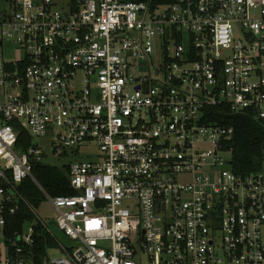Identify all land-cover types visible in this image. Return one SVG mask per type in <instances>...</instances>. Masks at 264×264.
Returning <instances> with one entry per match:
<instances>
[{
    "label": "built area",
    "instance_id": "2783aa9c",
    "mask_svg": "<svg viewBox=\"0 0 264 264\" xmlns=\"http://www.w3.org/2000/svg\"><path fill=\"white\" fill-rule=\"evenodd\" d=\"M7 39L21 57L6 58ZM217 107L264 124V0H8L0 264H264V144L262 169L235 173V128ZM35 136L63 156L97 146V159L62 165L74 193L35 177ZM29 178L39 205L21 190ZM46 200L72 245L39 217ZM22 207L33 219L15 228ZM39 227L55 240L45 253Z\"/></svg>",
    "mask_w": 264,
    "mask_h": 264
},
{
    "label": "trees",
    "instance_id": "16d2710c",
    "mask_svg": "<svg viewBox=\"0 0 264 264\" xmlns=\"http://www.w3.org/2000/svg\"><path fill=\"white\" fill-rule=\"evenodd\" d=\"M211 113L220 123L232 125L235 128L233 137L226 140L224 146L232 152L233 171L240 175L260 171L263 167L264 124L253 119L249 114L225 113L226 115L221 116L218 107L212 109ZM23 136L26 142L31 141V135L24 132ZM67 170V166H54L40 162L35 164L33 174L51 195H69L74 193V190L71 187ZM21 190L35 205H39L43 199L40 189L30 178L25 180ZM32 219L31 212L26 207H22L13 216V220L11 218V222L13 221L15 228H19L23 222ZM38 230L41 232L38 238L39 250L45 253V246L55 245V240L40 227Z\"/></svg>",
    "mask_w": 264,
    "mask_h": 264
},
{
    "label": "rangeland",
    "instance_id": "374dc122",
    "mask_svg": "<svg viewBox=\"0 0 264 264\" xmlns=\"http://www.w3.org/2000/svg\"><path fill=\"white\" fill-rule=\"evenodd\" d=\"M7 1L8 0H0V7L6 6ZM35 1L40 2L41 0H35ZM55 2L57 7L64 9L67 3L69 2V0H55ZM4 52L6 58L9 60L19 58L23 54V52L19 49L17 44L11 39L6 40ZM34 142H38L44 150L43 163L54 166H62L63 164H66L69 161L75 159H82V160L97 159L101 154V152L99 151L96 145L93 146L85 145L81 148H77L78 149L77 153H73V150L75 149L62 148L63 150H66L68 154L67 156H63L52 152L51 143L48 141L47 138L35 136ZM36 211L39 217L44 221H46L48 225L51 227L59 242H61L64 245L73 244V241L67 235H65V233L62 230H60L57 227L54 218L56 212L54 211L49 201L46 200L45 203H43L40 207L36 208ZM61 255L62 252L58 247H53L49 250V257H51L52 259Z\"/></svg>",
    "mask_w": 264,
    "mask_h": 264
}]
</instances>
